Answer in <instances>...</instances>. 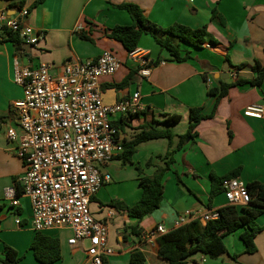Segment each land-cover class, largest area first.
Listing matches in <instances>:
<instances>
[{
  "label": "crops",
  "instance_id": "0c3cea01",
  "mask_svg": "<svg viewBox=\"0 0 264 264\" xmlns=\"http://www.w3.org/2000/svg\"><path fill=\"white\" fill-rule=\"evenodd\" d=\"M37 1L0 0V24L18 17L19 4L24 2L26 22L44 33L37 46L23 45L19 51L12 42L0 38V264L7 247L19 253L18 264H41L31 250L38 232L32 227L29 199L20 196L19 206L12 207L4 196L8 187L21 188L26 170L24 160L16 155L18 144L7 138L11 127L20 132L12 106L23 97V89L14 82V61L18 58L21 64L31 67L44 63L57 74L68 61L95 60L106 50L114 53L122 65L114 75L100 79L103 103L113 105L138 93L142 106L133 116H111L123 141L133 140L139 128L154 122L156 128L169 129L175 137L171 146L166 139L140 143L131 163L116 157L100 168L103 174H110L111 180L92 198L90 208L94 218L108 227V247L113 253L105 254L104 260L107 264H131V255L140 252L144 264H169L159 257L158 244L146 240L147 234L160 225L167 232L179 227L176 222L187 211L200 216L228 205L224 193L209 201L212 175L222 177L240 169L238 178L246 184H264V117L244 115L247 107L264 105V82L261 86H232L219 100L215 116L202 121L195 139H187L183 149L177 150L180 137L189 128L190 110L203 107L204 114L212 113L217 99L208 95L211 89L242 78L251 80L257 75L254 66L264 68V0H39L29 11ZM122 3L139 6L150 22L162 29L174 24L192 29L207 26L206 43L200 48L181 43L182 56L189 54V58L180 62L153 36L143 35L137 49L145 51L150 62L149 74L144 76L121 43L107 36L114 27L133 23L129 13L119 8ZM81 33L93 42L82 39ZM173 115L181 117L179 123L161 124ZM169 150L175 151L174 164L166 175L158 210L138 220L110 206L112 201L128 207L136 204L142 196L140 177H151L157 167H164ZM197 217L186 218L183 224ZM261 217L258 225L264 226V215ZM18 219L20 224L16 223ZM242 232L240 229L224 239L230 256H238L236 260L194 254L184 264H264V230L255 237L254 254L246 253ZM41 234L59 240L62 258L52 264H89L83 246L69 245L71 230L53 229Z\"/></svg>",
  "mask_w": 264,
  "mask_h": 264
},
{
  "label": "built area",
  "instance_id": "2783aa9c",
  "mask_svg": "<svg viewBox=\"0 0 264 264\" xmlns=\"http://www.w3.org/2000/svg\"><path fill=\"white\" fill-rule=\"evenodd\" d=\"M27 16L28 11L21 9L18 17L2 25L17 32L23 45L35 47L44 33L30 27ZM128 57L141 67L142 75L149 74L145 51L136 48ZM121 65L117 56L107 50L95 60L68 61L57 74L44 63L31 67L21 64L18 58L14 61V82L23 89V97L12 106L20 132L11 127L7 138L18 144L16 155L24 160L26 170L21 188H6L5 199L12 207L19 206L20 196L29 199L32 227L38 233L71 230L69 245L83 246L89 264H104V255L113 253L108 247L107 225L96 220L90 208L92 198L111 180L110 174H103L100 168L124 151L122 136L110 118L142 110L138 93L113 105L103 103L100 79L114 75ZM244 115L262 119L264 105H251ZM222 188L228 205H250L247 184L240 178L224 179ZM196 216L205 225L216 220L219 213L211 209L199 216L187 211L176 226ZM16 223L20 224V220ZM166 233L163 225L157 226L146 240L154 245Z\"/></svg>",
  "mask_w": 264,
  "mask_h": 264
},
{
  "label": "trees",
  "instance_id": "16d2710c",
  "mask_svg": "<svg viewBox=\"0 0 264 264\" xmlns=\"http://www.w3.org/2000/svg\"><path fill=\"white\" fill-rule=\"evenodd\" d=\"M39 3L40 1L38 0L31 5L28 10L30 11ZM24 5V2H21L19 8L22 9ZM119 8L129 13L133 23L131 26H116L107 36L121 43L128 54L138 47L142 36L145 34L153 36L163 49L170 52L174 60L180 62L189 58V54L182 56L180 52L181 43H187L197 48L203 47L206 43V36L208 34L207 26L192 29L181 24H174L171 27L162 29L150 22L144 11L135 4L122 3L119 5ZM1 25L2 24H0V26ZM1 28L0 38L12 42L17 51L21 50L23 42L20 35L17 32L9 30L5 25H2ZM160 34H163L164 38H162ZM80 36L82 39L93 42V39L86 33H81ZM174 39H176L177 43H174ZM239 68L242 67L239 66ZM253 70L257 75L251 80L242 78L230 84L223 83L220 87L211 89L208 92V95L215 96L217 99L211 114H204L203 107H196L190 110L189 128L187 133L180 137L177 150L183 149L187 143V139L190 141L195 139L198 135L197 127L202 121L212 119L215 116L219 100L227 96L232 86L241 84L261 86L263 84L264 68L256 65L253 67ZM129 80L130 79H126L125 82ZM129 116L133 115L130 114ZM180 119V116L173 115L164 120L161 124H177L180 122ZM112 125L121 134L119 126L113 123ZM174 137L175 135L171 130L156 128L155 122L147 124L139 128V133L133 140L129 142L123 141L124 151L118 158L121 159L123 163H131L132 157L136 152V147L140 143L155 139H166L171 146ZM174 152L173 150L167 152L166 157L168 159L166 165L164 167H157L153 176L140 177L139 187L142 190V196L136 204L128 207L120 202L112 201L110 206L126 212L128 216L138 220H142L158 210L163 199L166 175L171 171V167L174 164ZM138 171L142 173L140 168ZM239 173L240 169H237L222 177L212 175L209 201L212 202L214 197L223 193L222 181L224 179L238 177ZM178 181L181 183L179 177ZM247 189L251 197L249 206L235 207L226 205L218 209L219 217L216 220L209 221L204 225L201 221L196 219L174 228L166 234L160 235L157 239L159 257L169 264H184L186 260L194 254H202L210 258H219L224 255L230 256L224 239L240 229L243 230L240 238L245 245L246 253H256L255 237L259 232L264 230V226H259L256 223V220L264 215V184L253 182L247 184ZM31 250L36 260L41 264H52L62 258L59 240L41 233H38L34 238L31 244ZM230 257L236 260L238 256L231 255ZM20 260L21 257L17 251L10 247L6 248L3 264H18ZM144 262L145 257L142 253L135 252L131 255V264H144ZM104 264H107L105 260Z\"/></svg>",
  "mask_w": 264,
  "mask_h": 264
},
{
  "label": "rangeland",
  "instance_id": "374dc122",
  "mask_svg": "<svg viewBox=\"0 0 264 264\" xmlns=\"http://www.w3.org/2000/svg\"><path fill=\"white\" fill-rule=\"evenodd\" d=\"M263 217V216H262ZM261 217V218H262ZM260 219V218H259ZM256 223L258 224V220L256 221ZM88 246V243L86 242V247ZM224 256H228V255H224Z\"/></svg>",
  "mask_w": 264,
  "mask_h": 264
}]
</instances>
